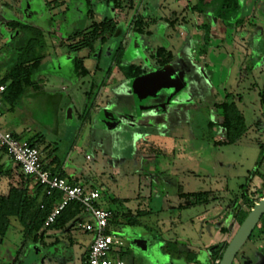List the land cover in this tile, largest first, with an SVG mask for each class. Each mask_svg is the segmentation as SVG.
Here are the masks:
<instances>
[{"label": "rangeland", "instance_id": "obj_1", "mask_svg": "<svg viewBox=\"0 0 264 264\" xmlns=\"http://www.w3.org/2000/svg\"><path fill=\"white\" fill-rule=\"evenodd\" d=\"M48 1L24 0V11L19 14L25 22L36 21L45 29V60L37 77L43 82V92H29L13 110L4 106L1 129L16 132L24 140L41 136L44 141L38 148L43 154L51 149V155L61 162L68 160V171L103 190V206L115 214L111 231L124 240L122 247L113 250L125 263L210 264L209 251L219 241L215 222L218 217L212 216L211 209L220 205L224 210L221 224L230 229L225 235L228 243L239 227L237 208L230 210L232 203L238 202L243 211H248L242 193L251 200L258 199L260 190L264 193L261 174L246 182L248 172L257 168L258 142L264 145V13L252 10V3L258 0L224 1L229 4L226 13L220 12L223 0L201 5L210 24L211 19H219L223 25L217 30L220 38L212 37L203 44L193 36L203 30L198 27L202 20L193 9L198 0H120L118 10L114 2L106 0H59L63 5L58 6ZM50 13L51 22L47 16ZM137 14L145 16L150 34H138L132 29L131 22ZM248 14H252L250 22L242 26L241 20ZM4 16L8 18L9 14L4 12ZM104 17L118 23L120 34L110 38L103 50H115L121 45L125 62L152 70L157 64L152 55L158 47L165 46L177 53L174 61H186L192 68L184 83L187 89L174 93L165 103L147 101L146 110L154 108L150 113L165 117L168 126L154 133H137L119 155L113 154L108 145L104 146L105 152L94 144L93 138L102 134V128L107 134L114 125L101 127L93 110L86 111L85 107V92L95 80L100 85L106 77V61L102 57L96 60L95 51H69L68 42L61 45L72 32ZM57 26L60 30H55ZM13 34L0 24V75L13 55ZM239 36L243 37L240 47H248V56L236 46ZM189 41L195 44L187 54ZM75 57L85 58V66L91 70L89 77L77 78ZM97 63L101 67L94 70ZM110 75L112 78L96 100L99 107L109 87L123 76L116 65L111 66ZM99 89L96 86L93 93ZM168 93L170 96L173 90ZM222 102H234L248 126V132L234 144L225 143L226 135L219 124L221 115L216 104ZM81 114L86 119L79 118ZM209 120L215 123L213 129L207 125ZM258 168L264 172V165ZM200 192L210 193L207 203H196L195 194ZM141 211L145 212L143 216L137 214ZM131 218H137L140 224L129 225ZM18 224L12 220L6 235L0 236V263L17 260L16 264H82L92 239L90 233L70 227L49 231L43 242L24 243ZM177 240L185 241L192 252L181 256ZM263 256L264 234L256 229L235 262L244 264V257H249L252 264H261Z\"/></svg>", "mask_w": 264, "mask_h": 264}, {"label": "trees", "instance_id": "obj_2", "mask_svg": "<svg viewBox=\"0 0 264 264\" xmlns=\"http://www.w3.org/2000/svg\"><path fill=\"white\" fill-rule=\"evenodd\" d=\"M107 2H114V9L121 7L120 0H106ZM230 0H223L220 6L221 13H226V7L229 6ZM58 6V0L54 1ZM200 5H195L194 10L203 13L200 10ZM92 12L89 10L88 13ZM144 17L141 14H137L131 22L132 29L138 34H150L148 28V22L144 21ZM209 20L204 21L201 28L204 30V43H207L210 36L211 24ZM7 27L14 33L11 40L13 45V55L10 59V64L7 66L4 74L0 75V84L6 86L4 93L2 94V111L4 106L8 105L10 109H14L21 99L28 94L31 90L39 91L41 89L40 81L37 79L38 73L40 71L42 62L45 60V38L42 30L36 26H33L25 21L11 20L6 23ZM120 34V29L118 23L109 17H104L100 21H93L92 24L87 29H81L74 31L68 36V40L71 41L67 44L69 51H81L82 49H89L95 51V45L103 47L108 43V40ZM73 39H76L74 41ZM73 41V42H72ZM66 43H63V45ZM123 47L120 45L119 48L115 49L111 57V65L108 66L106 74L111 72V66L116 65L124 75L127 80H133L143 73V69L133 63H128L123 60ZM152 57L155 59L156 63L161 67L167 66L173 59L174 54L172 51L167 50L165 46L158 47ZM75 74L77 77H85L90 71L84 65L83 58L75 57L74 59ZM105 82L100 85L94 83L91 84L90 90L86 93V111H90L95 103L96 93L94 88L97 86L102 88ZM262 95V93H261ZM261 102L264 104V98H261ZM216 108L220 112L221 121L220 126L223 128L226 135L225 143L234 144L238 142L248 131V126L245 122V118L241 111L237 108L234 102H222L216 104ZM82 119L85 118V114H81ZM210 129H213L215 123L209 121L207 123ZM16 137L21 138L19 135L14 134ZM33 146L38 147V144L43 141V138L39 139H29L27 140ZM3 154H6L5 152ZM2 154V155H3ZM0 156V158L2 157ZM43 164L44 159H42ZM264 162V145L260 144L259 159L256 162V169L248 172L246 177V182H252L255 175H259L263 180L264 187V172L261 173L258 167ZM3 165L0 164V173L2 172ZM52 174H56L61 178L65 177L63 172H54L51 170L49 165H45ZM72 183L71 180H69ZM243 188V187H242ZM259 192V191H258ZM209 192H200L195 194L196 203H207ZM187 194H181V196H186ZM242 200L249 207L248 211H243L239 206L238 202L233 207L237 208L238 212L235 214L236 219L239 224L243 222L251 208L256 202H258L264 193L260 190V196L258 199L251 200V197L245 196V192L242 193ZM61 194L55 191L52 195L45 193L44 188L39 184H34V187L30 191L29 188L11 187L9 194L7 196L0 195V236L6 235L8 229L11 226L13 219H16L21 225L24 243L33 242L37 244L38 242H43L44 238L48 236V232L54 231H65L69 230L71 226H75L78 221L83 217L84 208L82 204L78 201L70 202L64 210L61 212L57 220L49 227L44 228V222L46 217L52 210L54 204L60 199ZM235 203V202H234ZM112 211V210H111ZM113 212V211H112ZM143 216L145 212L141 211L137 213ZM136 214V215H137ZM111 227L115 224V214L113 212V217L111 219ZM128 224L137 226L140 224L137 218L128 219ZM258 229L259 233L264 234V214L261 217L259 225L256 226L254 231ZM252 232L251 236L253 235ZM250 236V238H251ZM249 238V239H250ZM55 242H58L56 240ZM228 243H221L214 247L211 253L212 262L211 264H216L214 261L221 258L222 252ZM15 260L13 263H0V264H16ZM82 264H88V252L82 257Z\"/></svg>", "mask_w": 264, "mask_h": 264}, {"label": "built area", "instance_id": "obj_3", "mask_svg": "<svg viewBox=\"0 0 264 264\" xmlns=\"http://www.w3.org/2000/svg\"><path fill=\"white\" fill-rule=\"evenodd\" d=\"M6 86L0 84V120L3 117L2 94ZM6 153L21 169L22 173L41 185L45 193L52 195L60 192V199L54 204L46 217L44 228L52 225L64 208L72 201H78L84 208L87 220L78 221L74 229L92 235L89 248L88 264H126L116 255L114 247L124 244L123 238L111 231L113 212L103 206V190L88 185L84 180L70 183L68 180L52 174L42 162L38 147L27 140L16 137L9 131L0 128V156ZM89 158V156H87ZM219 259L215 261L218 264Z\"/></svg>", "mask_w": 264, "mask_h": 264}, {"label": "crops", "instance_id": "obj_4", "mask_svg": "<svg viewBox=\"0 0 264 264\" xmlns=\"http://www.w3.org/2000/svg\"><path fill=\"white\" fill-rule=\"evenodd\" d=\"M23 1L24 0H0V20H2V23H0V24H2V27L3 28H5V29H7L8 31H11L8 27H7V25H6V23L8 22V21H11V20H19V21H22L23 20V18L22 17H19V14H20V12H23L24 10H22V3H23ZM55 0H49L48 1V4H51V3H53ZM182 1V0H181ZM218 0H198V2H197V4L198 5H200L201 3L202 4H205L206 6L207 5H212L213 3H216ZM58 4L59 5H63V1H59L58 0ZM196 4V5H197ZM253 9L252 10H255V11H258L259 10V12L261 11V12H263L264 13V0H258L257 2L256 1H254L253 3ZM188 8V6H186L184 9H187ZM117 10L119 9V8H116ZM4 10V11H3ZM185 11V10H184ZM196 13H197V17H199L201 20H202V23H198V27H199V29L201 28V26L203 25V23H204V21H206L207 20V15H204L203 13H201V12H199V11H197V10H194ZM4 12H6V13H8L9 14V17L7 18V17H5L4 16ZM254 13V12H253ZM48 16V19H49V21L51 22V19H53V17H51V13H50V15L48 14L47 15ZM251 17H252V14H248V15H246L245 17H244V19H242L241 21H242V26H246V24L248 23V22H250V19H251ZM30 19H32L31 17H30ZM24 21V20H23ZM211 22H212V24H211V29H210V36H209V40L210 39H212V37H216V38H220L219 36H218V31L217 30H220V27H222L223 25L220 23V20L219 19H217L215 22H213V20L211 19L210 20ZM31 25H33V26H36V27H38V28H40L41 30H42V32H44V27H42L39 23H37L36 21L34 22H31L30 23ZM222 25V26H221ZM60 26H57L56 28H55V30H60ZM88 27H86V28H84V29H87ZM48 29H49V31H51V25L50 26H48ZM147 30H149V29H147ZM198 32V33H197ZM73 33V32H72ZM71 33V34H72ZM222 33H223V35L226 33V31H225V29H223L222 30ZM60 34V33H59ZM71 34H69V35H71ZM68 35V36H69ZM60 36H61V34H60ZM193 36L195 37V38H198L197 39V43L198 44H203L204 43V38L202 39V37H204V30H202L201 31V29H200V31H196V32H194L193 33ZM221 36V35H220ZM222 37V36H221ZM240 37V38H239ZM239 37H236L237 38V40L235 41V43L237 44L236 46L238 47L239 46V48L240 49H242V51L248 56L249 54H248V47H244V48H241L240 46V41H241V39L243 38L242 36H239ZM191 39H193L192 37H191ZM64 43H66L67 44V42L68 43H70L69 42V40H68V37L66 38V39H64ZM73 42V41H72ZM192 42L193 41H189V44L187 45V47L185 48V50H187V54H189V53H191V51H192V48H193V46H194V44L195 43H193L192 44ZM61 45H63V42L61 43ZM89 50V49H88ZM107 50H108V53H107V57H106V60H107V66H106V69L108 68V66H110L111 64V57H112V55H113V52H114V50L113 49H111V48H107ZM254 50V49H253ZM252 50V51H253ZM91 51V50H90ZM172 51V50H171ZM255 51V50H254ZM91 52H93V51H91ZM173 52V51H172ZM185 52V51H184ZM264 53V52H263ZM173 54H174V56L177 54V53H174L173 52ZM184 55V53L182 52V56ZM260 56V55H259ZM261 57H263L262 56V54H261ZM94 58L97 60V58H98V56H94ZM83 60H84V65H85V58H83ZM98 60H100V59H98ZM190 61H192V59L190 58L189 59ZM259 61V60H258ZM101 66L100 65H96L95 66V68H94V70L96 69V70H99L98 68H100ZM89 69V68H88ZM89 71H90V73L86 76V77H89L90 75H91V70L89 69ZM104 70H100L99 72H103ZM98 72V71H97ZM123 75V74H122ZM82 77V76H81ZM112 78V76L110 75V73L107 75L106 74V77H105V79L102 81V82H105V85L104 86H106V85H108V79L109 78ZM77 78H79V77H77ZM39 81H40V85H41V89L39 90V91H34V90H31L30 92L32 93H34V92H36V93H40V92H43V82H42V80L41 79H39V78H37ZM123 79V76H122V78H121V80ZM120 80V81H121ZM119 81V82H120ZM119 82H117L116 84L118 85V83ZM94 84H96V85H99L98 84V81H96L95 80V82H93ZM110 84V83H109ZM116 84H112L110 87H109V90H110V88L113 86H115ZM103 86V87H104ZM102 87V88H103ZM112 87V88H113ZM102 88H100L99 90H98V92H97V94H96V97H95V101L98 99V97H99V94H100V90L102 89ZM89 90H87L86 92H85V94L88 92ZM108 94H110V93H108ZM30 95H32V94H30ZM99 100H100V98H99ZM102 101H103V98H102ZM98 106V105H97ZM92 110V109H91ZM71 116V112L69 111V117ZM80 118V117H79ZM157 124V123H159V125L160 126H155L154 124ZM168 122L166 121V119H165V117H160V120H157V121H154V122H152V124H150V126H147V132H150V133H154V132H156V131H161L164 127H167L168 125ZM0 128H2L1 126H0ZM3 130V129H2ZM9 132H11V133H13V134H17V135H19L18 133H16V132H13V131H9ZM248 132V131H247ZM20 136V135H19ZM21 137V136H20ZM39 138H42L41 136H37V138L36 139H39ZM43 141H44V139H43ZM42 141V142H43ZM93 141H94V144L95 145H97V146H99V147H102L103 145L98 141V138L97 137H94L93 138ZM41 142V143H42ZM259 143V145L260 144H263L261 141L260 142H258ZM102 145V146H101ZM41 151V150H40ZM49 152V153H48ZM47 153H45L44 152V154H43V152L41 151V154H42V159H44V163H45V165H49V167H50V169L51 170H54V172H56V173H58V172H63V173H65V177H64V179H66V180H71L72 181V183H75V182H77V181H79V180H84V181H86L87 182V180H85V179H83L82 177H80V176H77V175H74L73 174V172L72 171H68V167H67V165H68V160H65V161H63V162H61V160L60 159H58L57 157H54L53 155H51V149H49V151H48ZM116 155H119V153H115ZM149 156V155H148ZM0 164L1 165H3V167H2V172L0 173V195H2V196H7L8 194H9V190H10V188L11 187H20V188H29V190L31 191L32 190V188L34 187V184H35V182L32 180V179H30V178H28V177H26L23 173H22V171H21V169H20V167L9 157V156H7L6 154H3L2 155V157L0 158ZM263 165H264V163H263ZM263 165H261V167L263 166ZM88 183V182H87ZM90 184V183H89ZM89 186H91V187H94L93 185H89ZM94 188H98V187H94ZM100 189V188H99ZM236 205V202L234 203H232V208H230V210H232V209H234L233 207ZM147 212V211H146ZM211 214H212V216L214 215L215 217H218V219H216L215 220V222H216V225L218 226V229H219V235H218V239H219V241H218V239H217V241L218 242H216L215 241V243H216V245L215 246H217V245H219V244H221V243H223V242H225L226 241V237H225V235L226 234H228L229 232H230V229H228V228H225V225L224 224H221V223H223V219H222V216L225 214L224 213V210L222 209V207L220 206V205H218V206H216V207H214L213 209H211ZM88 218H87V216H85L84 214H83V217H82V219L80 220V221H83V220H87ZM14 221H16L17 223H19L16 219H13ZM224 225V226H223ZM18 226H20L19 228H20V230L22 229V227H21V225L20 224H18ZM223 227V228H222ZM71 228H73L74 229V226H71ZM72 241H74V239L72 240ZM91 241H92V239H91ZM91 241H90V243L87 245V247H86V249H85V253L86 252H88V254H89V248H90V244H91ZM124 241V240H123ZM75 243H76V240H75ZM74 244H72V246H73ZM71 246V247H72ZM123 246V245H122ZM122 246H120V247H122ZM177 246H178V249H179V251H180V253H181V256H184V254L185 253H187V252H192V249L186 244V242L185 241H181L180 240V242H179V240H177ZM215 246H213V247H215ZM119 248V247H118ZM115 253H116V255H118V257L121 259V260H123L124 262H126L121 256H119V254L115 251ZM83 257V256H82ZM171 257H172V259L174 260L175 259V257H174V255L172 254L171 255ZM82 259V258H81ZM216 261V260H215ZM214 261V262H215ZM212 262V261H211ZM126 264H129V263H126ZM186 264H188V263H186ZM189 264H191V263H189ZM211 264V263H210ZM235 264H237V262H235Z\"/></svg>", "mask_w": 264, "mask_h": 264}, {"label": "flooded vegetation", "instance_id": "obj_5", "mask_svg": "<svg viewBox=\"0 0 264 264\" xmlns=\"http://www.w3.org/2000/svg\"><path fill=\"white\" fill-rule=\"evenodd\" d=\"M105 46L107 45H104L103 47H100L98 49L95 48V52L93 53L94 56H98L97 60L100 57H102V60L104 59V61H106L107 63L106 57L108 50L107 48L103 50ZM171 62H174L173 72L177 73L178 70H180L182 67H184L183 72L192 70V68H190V66L187 64L186 61H182V60L174 61L173 59ZM135 65L140 66L143 69V73L139 76L150 73L156 69H163V67H161L159 64H156V68L152 70H147L145 67H143L140 64H135ZM132 81L133 80H127L123 75V79L118 83V85L116 84L114 87L112 86L113 88L112 87L110 88L109 90L110 94H106L103 97V103L100 105V107L97 106L96 101L94 103V106L92 107V110L96 115L97 119L100 120L99 124L101 125V127H106V126L110 127L114 125L112 128H110L107 134L103 132L105 130L102 128V134L100 136L96 135L98 141L103 145L101 146L105 152L106 150L104 146L108 145V147L112 150L113 154L114 153L120 154V149L127 148L128 145L134 141V139L137 136V133L140 134L146 133L147 126H150V124H152V122L154 121L160 120V115L158 114L152 115L150 113L153 112L152 110L154 108L146 110L145 107L148 99L152 101L151 103L154 102L155 105H158V103H165L168 101L169 93L167 91L166 93L162 92L155 98H151V97H147L146 99L144 98L142 101L138 103L136 97L131 92H128L127 94V90L131 87L130 85ZM185 88L186 87H184L183 89ZM128 133H132L133 135H131V137H128L125 135ZM261 264H264V256L262 257Z\"/></svg>", "mask_w": 264, "mask_h": 264}, {"label": "water", "instance_id": "obj_6", "mask_svg": "<svg viewBox=\"0 0 264 264\" xmlns=\"http://www.w3.org/2000/svg\"><path fill=\"white\" fill-rule=\"evenodd\" d=\"M174 62L169 63L163 69H156L145 75L136 77L131 82V87L127 90L131 92L139 103L147 97L155 98L162 92L173 90L168 100L174 93L183 90L185 81L188 79L186 76L189 71H184L182 67L178 72H173ZM152 109V108H151ZM153 115V114H152ZM264 214V197L254 204L245 219L237 228L235 234L228 242L227 246L222 252L218 264H234L235 259L244 244L249 240L252 232L259 225L261 217ZM214 250L212 247L209 251L211 254ZM244 264H252L249 257H244Z\"/></svg>", "mask_w": 264, "mask_h": 264}]
</instances>
